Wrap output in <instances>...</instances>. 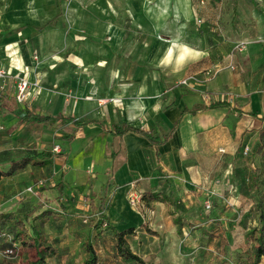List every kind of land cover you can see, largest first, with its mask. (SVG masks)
<instances>
[{"label": "crops", "instance_id": "crops-1", "mask_svg": "<svg viewBox=\"0 0 264 264\" xmlns=\"http://www.w3.org/2000/svg\"><path fill=\"white\" fill-rule=\"evenodd\" d=\"M225 1L87 0V14L78 18L79 3L82 4L78 0L69 5V17L65 19L61 0H0V46L4 48L6 57L3 62L13 74L24 72L29 80L34 78V74L31 68L25 72L24 66L30 62L26 48L27 42L34 38L38 39L42 49L46 47L45 57H48V54L60 56L56 48L62 41L69 40L83 24L92 36L98 34V37L112 43L123 41L131 33L136 37L126 40L123 51L104 50L103 59L114 61L113 66L106 65L104 61V65L93 74L97 85H43L36 93L31 92L24 103H15V85H10L11 81L9 85H1L0 81V112L7 114V129L18 123V116L3 109V102L10 103L14 109L25 107L45 115L61 113L75 116L87 123L70 138L67 134L73 130L74 123H55L50 126L53 140L59 137L72 143L76 138L84 137L86 141L82 146L94 154L92 170L83 171L84 174L76 172L80 169L72 171L67 166V155L60 146L59 153L51 150L54 155L51 163L41 167L27 165L11 175L1 176L0 197L20 202L18 210L1 213L37 208L50 210L39 199V203L35 201L36 193L49 192L46 188L40 193L35 186L33 196L25 193L18 197L17 193L3 187L8 178L23 174L28 187L44 177L50 182L54 179L51 190L57 192L53 203L57 207L66 206L63 202L69 204L74 198L80 202L77 194L67 200L65 186L73 189L90 181V189L95 190L101 180L102 194L94 193L95 215L103 207L110 224L116 229L134 228L135 234L128 237L130 248L131 241L139 240L142 234L148 235L143 228L144 223L160 235V239L163 237L178 245L183 243L192 228L202 233L208 230L214 237L222 239L224 229L241 227L242 244L247 248L244 234L256 225L255 216L250 213L253 196L248 199L238 194L236 186L239 183L236 182L235 188L233 184H228L227 188L226 184L227 191H222L221 187L225 185L222 171L241 169L245 165L247 169L254 168L243 149L250 147V138L255 134L259 144V131L264 127V93L257 90L264 85V0H229V4ZM218 6L230 10L224 14L222 28L224 32V27H231V39L223 37L222 41L216 40L204 27L208 24L213 30L217 27L221 31L219 24L208 17ZM121 10H124V16L131 14V17L118 21ZM68 23L70 33L64 34L63 26ZM130 25L135 26L133 32ZM160 27H165L167 32H176L180 27L184 32L195 31L197 27L203 31L197 38L181 42L177 34H173L171 39L160 38ZM145 37L151 43L148 50L143 46ZM46 41L48 45H44ZM82 57L93 59L95 55L90 51ZM121 58L126 60L123 62ZM143 58L145 61L142 62ZM137 60L138 64H134ZM78 72L74 69L72 74L77 75ZM47 74L51 80L57 77L55 71H45L44 80ZM181 78H190L189 84L176 85ZM6 80L11 79L7 77ZM221 102L227 106L205 108L195 114L187 112L197 106ZM177 120L178 126L170 138L156 147L143 134L125 133L121 140L122 154L117 160L119 166L110 172L115 146L111 131L113 125L126 123L147 132L164 134ZM21 126L23 131L19 136L27 137L30 131L46 130L47 124L25 122ZM4 163L8 167L13 165L11 160L0 162L3 171H7L3 168ZM93 178L96 183H93ZM60 181L64 186L61 194L58 190ZM131 187L166 200L153 201L152 208L143 216L128 203L127 193ZM210 191L218 196L210 198L212 207L207 210L204 201L209 198ZM253 192L251 189L248 193L252 195ZM28 196L33 198L30 202ZM222 197L230 200H227L229 205L222 201ZM32 200L34 203L29 206L26 202L31 203ZM244 201L248 203L242 208ZM176 219L180 220L179 227ZM230 222L233 223L230 225ZM186 223L191 225L185 228ZM89 230L87 237L91 238L92 227ZM259 264H264V260Z\"/></svg>", "mask_w": 264, "mask_h": 264}, {"label": "rangeland", "instance_id": "rangeland-1", "mask_svg": "<svg viewBox=\"0 0 264 264\" xmlns=\"http://www.w3.org/2000/svg\"><path fill=\"white\" fill-rule=\"evenodd\" d=\"M77 1L78 0H61L64 6L63 17L65 19L69 17V5L76 3ZM79 1L82 4L80 5L78 2L79 9L76 14L78 18L84 17L87 14L85 7L87 0ZM225 3L229 4V0L225 1ZM226 12L230 13V10L227 7L221 8V6H218L216 9L214 8L208 16L212 18L215 23L219 24L222 32L219 31L216 26V29L214 30L210 28L208 24L204 26L208 33H210V37L214 36L216 40L219 38L222 41L223 37H225L226 40L231 39L232 37L233 32L231 31V27H224V32L222 28L224 26V24L222 26V19ZM128 15V17H131V14ZM128 17L124 16V10H121L118 21L123 22L125 19H128ZM130 28H135V26L130 25ZM160 28L161 31L158 33L160 38L171 39L173 34H177L178 39L181 42H188L190 39H193L203 31V28L199 27L195 28V31L187 30L186 32H184L185 30L181 27L176 32H167L165 27ZM70 29L71 26L69 23L65 24L63 26L64 34H67L68 32L70 33ZM88 30L89 28L83 24L78 30H76L77 32L75 34L71 35L69 40L62 41L60 43L61 46L56 48L60 56L48 54V57H45L47 49L46 47L44 49L40 47V43L37 38L28 41L26 50L28 52L27 58L30 62L28 65L24 66V68L26 73L28 72L27 70L31 68V71L34 74V78L31 79L32 84L37 83V85H40L41 87L43 85H97L96 82H94L93 74L98 71V67L104 65V61L106 65L113 66L112 62L114 59H103L101 56L104 50L114 52V49H119L123 51L125 43L127 42L126 40H134L136 38L134 37V34L131 33L126 35L123 38V41L112 43L106 38L98 37V34L92 36ZM131 32H133V29ZM221 33L223 36H221ZM218 34L220 35L219 37L217 36ZM48 44V41L44 42V45ZM143 46L144 49L147 50L151 46L147 37L143 40ZM90 51L95 55L93 59L82 57V54L90 53ZM4 53V48H1L0 46V69L7 70L9 66L7 67V65L3 62L4 58H6ZM90 60L91 62H88ZM125 60L126 59L121 58V61L124 62ZM138 60L134 64H138ZM141 61H145V58ZM142 67L144 68L145 66L143 65ZM74 69H78L79 72L77 75L72 74ZM45 71H55L57 77L51 80L50 75L47 74L44 80L43 75ZM143 71H145V68ZM117 74L118 72L116 71V75ZM18 78L27 77L24 76V72H16L10 77L11 80H6L4 82V85H9V81H11L10 85H16ZM181 80L182 78L178 81L176 80L177 83L175 84L182 85L179 83ZM257 90H260L262 93L264 85L259 86ZM64 94H67V92L65 91ZM8 121L7 114L0 112V162H6L9 160H11V162H18L24 155L34 154L37 150L45 148L52 150L54 145L58 144L59 147L61 146L64 148L67 155V166L70 167L72 171L75 169H80L82 172L92 170L91 164L93 162L94 154L92 151H86L84 146H82L86 141L84 137L76 138L72 143H68L65 139L59 137L53 140L54 137L50 133V126L52 125L50 124H47L46 130L37 129L35 133H31L30 131L27 137H23L19 136L22 134L23 126H21L19 122H15L10 129H7L5 125ZM257 144V135L255 134L254 137L250 138V147L246 156L252 161L254 166L260 167L264 173V157L258 155L256 152ZM241 146H243V144ZM248 159L242 160L246 161ZM4 165V170H9L11 167H8L6 163H4ZM81 171L76 172L84 174V172L82 173ZM250 177L251 169H247L246 165L241 169L234 168L233 170H228L226 172L223 170L222 181L225 185L224 187H221L223 188L222 191H227L229 186L228 184H233V187L235 188L236 182L237 184L239 183V185L236 186L237 193L251 199L252 196L255 197V192H253L252 195L248 193L252 189L249 185ZM41 179L45 182L43 185L38 186L37 189H40L39 191L41 193L44 192V190H41V187H45V190H48L49 192L47 193L49 194L41 193L38 195L36 192V194L34 193V190L32 192L27 191L28 186L24 182L23 174L17 176L16 178L5 179L3 187L6 188L7 191L10 190L13 191V193H17L18 197H22L25 193L33 196L34 193L37 197L35 201L39 199V202L47 208L50 207V213L55 215V218L53 217L46 226V243L54 246L57 249V254L53 259L48 260V264H81L82 260L87 257L83 248V242L86 240L87 234L90 235L89 229L92 227L94 219L96 218L94 198L95 194H102V188H100L101 180L97 182L95 190L90 189V181H88L83 187L80 186L81 188L75 187L71 189L69 186H65V190H67V200L70 196L77 194L79 195L80 202L78 200H74V198L72 199L73 201L71 200L69 202V204L67 202H63L66 206L59 205V207H57L54 205L57 192L55 189L53 191L51 190L53 188L52 182H54V179L52 182L46 181V177ZM67 183H69V181H67ZM93 183H96L94 178ZM44 196H47L48 198ZM27 199H29L30 202L33 198L28 196ZM224 199L229 200L225 197ZM29 202L27 201L26 203L30 206L34 203V200H32L31 203ZM39 202L37 201V203ZM19 203L20 202L14 198L8 199L6 197H0V212L18 210L19 208L17 207ZM231 203L233 204V207H235L233 200H231ZM247 203V201H244L242 208H244L245 205L247 206ZM21 205H24V202H22ZM234 221L236 222V220ZM233 222H230V225ZM190 225L191 224L186 223L184 227L187 228ZM223 231L225 234L223 233V238L220 239L219 237H214V234H210L208 230H205V233H202L198 229L196 230L192 228L191 232L186 235V238L182 240L183 243L180 245L171 244L170 240L164 239L163 237L160 239V235L158 234H142L139 240L131 241V250H133L136 255L141 256L146 264H212L216 260L225 262L229 260L235 264H248L247 262L249 261V257L247 255V248H244L242 244V228H233L229 230L224 229ZM91 242L99 256V264H126L117 256L114 240L108 230H103L101 235H97L93 230L91 232ZM24 258H26V255L22 253L19 248L14 249L13 256L5 257L0 254V260L6 261L9 264L19 263L24 260Z\"/></svg>", "mask_w": 264, "mask_h": 264}, {"label": "trees", "instance_id": "trees-1", "mask_svg": "<svg viewBox=\"0 0 264 264\" xmlns=\"http://www.w3.org/2000/svg\"><path fill=\"white\" fill-rule=\"evenodd\" d=\"M15 101V99H14ZM15 103H17L15 101ZM3 109L12 114L18 116V122L22 123H36V124H50L54 125L59 123L60 125H67L70 122L74 123L73 130L67 134V138H70L76 134V132L87 123L85 120H78L75 116L64 115L57 113L55 115H45L39 112L28 110L27 108L14 109L10 103H2ZM227 106L225 102L211 103L206 106H197L187 112L195 114L201 109L205 108H217ZM234 111L235 109H231ZM23 113V115H21ZM178 126V120L172 125V127L164 134H158L152 131H144L139 128L132 127L126 123L115 124L112 127L113 140L115 142L114 150L111 154L112 158V172L119 162L117 161L121 156L122 136L133 131L145 135L150 144L154 147L167 141L174 130ZM259 144L256 148L258 155L264 157V127L259 131ZM54 157L51 149L42 150L39 153L29 154L22 156L19 161H13V165L9 170L3 171L0 168L1 176L11 175L16 169H20L27 165L41 167L51 163V159ZM252 189H254L255 197H253V203L250 210L255 216L256 225L251 227L244 234V239L247 244V255L249 257L248 264H259L264 260V173L263 170L254 166L251 170L250 183ZM59 194L63 193L64 186L62 181L58 182ZM45 187H41L44 190ZM40 190V189H39ZM155 200L165 201V197L157 196L154 193H142L141 201L138 206V211L145 216V211L152 208V202ZM104 206L103 204H101ZM104 208L100 209L96 213L92 229L97 235H101L103 230H108L115 243L116 254L119 259L126 264H145L144 260L133 253L128 243V237L135 234L134 228H126L122 230L116 229L112 226L104 213ZM250 215V214H248ZM50 210L27 209L24 212H0V251L5 248H19L22 253L26 255L24 260L15 264H48V260L53 259L57 254V249L46 243V225L54 217ZM55 218V217H54ZM177 226H180V220H175ZM144 230L147 234L156 235L157 233L147 227L146 223L143 224ZM83 248L87 254V257L82 260L81 264H99V256L93 247L91 238L88 236L83 242ZM0 264H9L6 261L0 260ZM213 264H235L229 260L219 261L216 260ZM238 264V263H237ZM246 264V263H242Z\"/></svg>", "mask_w": 264, "mask_h": 264}, {"label": "built area", "instance_id": "built-area-1", "mask_svg": "<svg viewBox=\"0 0 264 264\" xmlns=\"http://www.w3.org/2000/svg\"><path fill=\"white\" fill-rule=\"evenodd\" d=\"M11 76H13V73L11 70L0 69V81L2 82L1 85H4V82L6 81L7 77H11ZM189 79L190 78L182 79L179 83L184 85V86H187L189 84ZM40 89H41L40 85H37V83L32 84L31 80H29L28 78H18V81L15 85L14 99L17 103H24L28 99L31 92L36 93V91H39ZM262 92L264 93V90ZM248 150H249V147L245 146L243 149V152L247 153ZM52 151L55 153L56 152L59 153L60 147L58 145H54V147L52 148ZM44 182L45 181L42 179L36 181L34 186H30L27 188V191L32 192L33 188L35 186L36 187L41 186L44 184ZM213 196H218V194L215 193L214 191H210L208 193L209 198H206L204 201L205 209H207V210L211 209L212 202H211L210 198ZM141 197H142V193L140 191L134 189L133 187H131L127 193L128 203L136 209H138V206H139L140 201H141ZM222 201L224 203H226L227 205H229V202L226 199H224L223 197H222ZM0 254L2 256H5V257L13 256L14 249L13 248H5L4 250L0 251Z\"/></svg>", "mask_w": 264, "mask_h": 264}]
</instances>
